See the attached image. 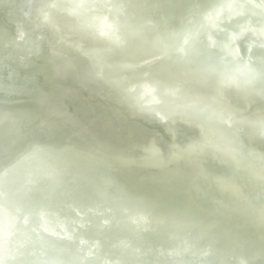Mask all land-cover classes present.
Wrapping results in <instances>:
<instances>
[{
    "label": "water",
    "instance_id": "95a60500",
    "mask_svg": "<svg viewBox=\"0 0 264 264\" xmlns=\"http://www.w3.org/2000/svg\"><path fill=\"white\" fill-rule=\"evenodd\" d=\"M67 1L68 25L55 19L64 13L55 14V7L33 15L25 33L11 16L0 14V264H264V244H257L264 241L254 242L243 233L224 238L222 232L232 226L226 222L230 214L209 208L220 198L221 176L237 175L241 184H248L247 203L236 218L259 216L264 222V175H254L255 168L248 166L264 165V150L250 140L264 141V114H256L264 111V85L244 77L260 78L261 67L249 70L252 57L242 48L264 53V0H214L201 11L197 0H188L193 4L190 14L159 24L158 33L172 37L165 49L139 61L114 56L125 49L120 25L128 18H105L113 0L96 2L106 7ZM86 13H92L91 21L79 20ZM243 17H259L262 23L229 27ZM144 18L135 23L152 30L156 19ZM44 31L95 69L76 74L68 58L43 48ZM219 32L227 36L223 45ZM199 45L220 53L221 64L206 65L215 74L209 90L202 88L205 77L191 78L180 66L176 70L179 60L189 65ZM167 59L174 78L150 72ZM96 88L105 90L126 115L167 135L168 143L186 130L200 134V147L187 150L190 163L169 164L162 181L150 173L131 181L96 155L68 142H52L50 138L81 129L94 141L123 143L126 132L118 130V122L95 112L89 92ZM184 118L201 119L205 128L218 130L217 136L207 137ZM155 148L161 155L160 147ZM206 150L218 163L198 161ZM168 185L193 187L192 202L179 209L183 202L172 197L175 189ZM153 191L164 201L153 199ZM233 200L218 202L235 210L239 203Z\"/></svg>",
    "mask_w": 264,
    "mask_h": 264
},
{
    "label": "bare ground",
    "instance_id": "6f19581e",
    "mask_svg": "<svg viewBox=\"0 0 264 264\" xmlns=\"http://www.w3.org/2000/svg\"><path fill=\"white\" fill-rule=\"evenodd\" d=\"M100 0H89L91 4H95ZM113 4L111 7V11L108 13L106 12V19L111 22L121 21L124 17H127V23H123L120 25L121 32H123L124 36L126 37V46L125 49L121 53L114 54L119 59L125 61V59H129L131 61H139L144 60V58H153L157 57L160 50L165 49V45L169 43V39L172 37L166 35L165 32L162 34L158 33L159 24H166L171 20H179L183 13H191V4L188 0H113ZM198 5L200 7V11L206 7L207 4H211L214 0H197ZM227 1V0H225ZM66 4H70L67 0H0V14L2 16L5 15V18L9 16L12 17L13 25L18 26L19 30L23 33L29 31L33 21L35 20L34 16H40L43 11L50 12L51 8L54 7L55 14H62V16H58L55 19H60L66 25L72 23L71 17H67L65 15L66 12ZM97 6L106 7L101 3H96ZM102 7L100 11H104ZM123 9V10H122ZM65 10V11H64ZM99 13V12H95ZM92 13H86L79 17L85 22H90L92 18ZM104 14L100 12L98 17H103ZM144 17L151 18L152 21L156 19L157 24L153 25L152 30L143 29L141 26L138 27L135 22H140L141 20L145 19ZM53 20V19H52ZM54 21V20H53ZM246 21L250 23H255V25H260L262 19L259 17H243L233 23L229 24L230 28H236L238 23L242 24ZM72 26V25H71ZM157 26V28H154ZM74 27V26H73ZM75 28V27H74ZM131 29V30H130ZM134 30V31H132ZM43 34L45 42L43 43V48L46 50L52 49L57 51L59 55L63 58H68L71 62L70 67L74 70L77 74H86L88 70H94L95 66L90 63L89 61L85 60L82 56L74 54L69 48L56 43L55 39H53L51 32L44 31ZM154 35L161 37V39L153 38ZM218 39L220 40L221 45L225 42V33L219 32L217 35ZM80 38V37H78ZM155 39V40H154ZM177 39V38H176ZM201 38H199L200 40ZM244 54L248 53V56L252 57V60L247 64V68L249 70H253L256 68L260 69V78L252 77V75H246V79L250 80L253 85H264V53L260 52L259 49L252 48L251 50H247L245 46L242 47ZM158 53V54H157ZM157 54V55H156ZM156 55V56H155ZM243 55V54H242ZM244 56V55H243ZM247 56V57H248ZM261 56H263L261 58ZM220 53H210L209 50L203 49L201 45L196 49L193 55L187 60L189 65L186 61L179 60L178 67L176 70L179 72V66L185 70L189 71L191 78H201L205 77L204 83L202 85L203 89L209 90L212 85L213 77L210 74L208 69L206 68L207 64H221L220 62ZM241 59V58H240ZM245 59V58H244ZM166 62V63H165ZM241 61L238 60L236 62L240 63ZM164 63V64H163ZM160 65H156L154 68L151 69L150 72L158 71L161 75L175 77L176 72L171 69L172 67V60L170 61L167 59ZM75 68V69H74ZM158 69V70H157ZM219 69H223V67H219ZM92 73V72H91ZM190 86H198V83H192ZM97 92H89V99L93 104L95 112L98 113L99 110L103 112L109 118H113L112 122H118V130L121 133L126 132V136L124 138L123 143L121 145L115 146L114 143H108L107 141L99 142L97 139H90L88 137V131L86 130H79L68 133H63L58 137L50 138L52 142L55 144H59L61 142H68L73 147L81 149L88 154H93L100 157L105 162H108L114 165L117 168L119 173L129 180H143L142 174L150 173L149 177H153L155 180L162 181V178H165V172L167 166L170 164L175 163H183L182 160H186L188 164L189 161V151L188 149L192 148L193 145L198 144V136L200 134L194 133V131L186 130L180 134H178V141H174L168 143L169 138L167 135H164L162 132L156 131V128L151 127L150 125L135 120L131 118L129 115H126L121 109L117 108L114 103L107 98L108 94L105 90L96 88ZM245 91H250L247 89H243ZM231 96V95H230ZM239 96V95H237ZM262 101H257L258 107L262 108ZM37 109V108H35ZM42 110V108H41ZM264 114V111H256V114ZM179 118V116H177ZM199 117L203 119H208L207 116L199 115ZM185 120L187 118H184ZM201 119L198 118L199 121L203 122ZM186 121H191L190 124H197L198 128L201 129L203 133L212 134L210 135L216 137L218 130L213 126L209 125L206 128L201 125V122H198L194 119H187ZM212 124V123H210ZM215 124V123H214ZM216 125V124H215ZM78 129V126L75 128ZM57 132V134H59ZM87 134L88 136H86ZM248 135H253L252 132H248ZM247 136V135H245ZM251 142L254 143V147L257 148L259 146L261 149L264 150V141L259 142L255 138L250 139ZM159 146L161 150V155L157 153V149L155 146ZM200 147L199 145H197ZM22 149V148H21ZM201 150V149H198ZM23 152V151H22ZM209 151L206 150L205 154L200 151V155L197 156L198 161H214L213 158L209 156ZM232 153V152H231ZM149 155L153 156L154 158L148 157ZM182 158V159H181ZM216 162V161H214ZM218 163V162H216ZM220 164V163H219ZM137 166H149V168H138ZM248 166L255 168L254 175L262 174L264 175V165L260 162L258 164H248ZM153 167L152 169H150ZM191 168H193L191 166ZM237 169V167H236ZM151 172H154L151 174ZM235 173V172H230ZM259 174V175H260ZM237 175L233 176L227 175V173L221 176V180L217 181V186L219 187L220 198L214 201L211 207L209 208H216L218 211L224 212L225 214H230L226 217V222L232 223L230 230H224L222 232V236L226 239H233L238 234L243 233L252 237V241L254 242H261L264 241V222L261 217H248L240 216L241 220L236 218V213H241L239 208L245 206L247 203L246 196H245V185L248 183L244 182L241 184L240 180H238ZM263 178H260L262 180ZM163 181H166L165 179ZM164 186V185H162ZM168 189H175L173 190L174 198H177L178 202H183L179 209H183L186 203L192 202L190 199V192L194 190L193 187L187 188L185 185L177 186L176 188L168 185ZM157 189V188H156ZM164 190V189H163ZM153 199L156 198L158 202H163L164 198L159 193L153 191ZM163 193V192H162ZM238 200V208H228L225 205L219 203L218 201H225V200ZM191 200V201H190ZM206 200V198H205ZM210 201V198H209ZM225 203V202H223ZM228 205V204H227ZM198 207V206H197ZM200 209V207H198ZM245 221V226L243 227L242 222ZM254 226V227H249ZM257 244H264V243H257Z\"/></svg>",
    "mask_w": 264,
    "mask_h": 264
}]
</instances>
